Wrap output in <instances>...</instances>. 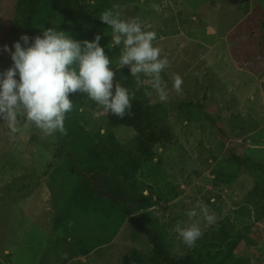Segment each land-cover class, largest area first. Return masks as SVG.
I'll return each instance as SVG.
<instances>
[{
  "label": "rangeland",
  "instance_id": "1",
  "mask_svg": "<svg viewBox=\"0 0 264 264\" xmlns=\"http://www.w3.org/2000/svg\"><path fill=\"white\" fill-rule=\"evenodd\" d=\"M27 6L0 0V72L13 63L4 46L14 51L27 35ZM113 6L157 33L153 44L170 62L168 99L143 75L137 90L125 66L115 80L145 108L134 127L93 119L86 95L71 98L67 135L41 139L31 128L10 141L0 124V264H161L129 217L155 230L174 260L216 254L264 264V0H47L50 17L42 10L38 28L81 41L99 34L115 66L120 49L107 47L111 29L99 19ZM139 139L151 158L140 156ZM198 204L218 221H201L203 236L188 248L175 225Z\"/></svg>",
  "mask_w": 264,
  "mask_h": 264
},
{
  "label": "clouds",
  "instance_id": "2",
  "mask_svg": "<svg viewBox=\"0 0 264 264\" xmlns=\"http://www.w3.org/2000/svg\"><path fill=\"white\" fill-rule=\"evenodd\" d=\"M115 7L105 9L99 18L111 29L107 47L120 49L115 66L100 45L99 34L92 41H81L63 30L43 27L42 35H22L23 46L20 41L14 42V51L4 46L13 63L0 72V124L6 127L10 141L31 128L38 130L41 139L56 133L67 135L65 120L75 108L70 94L86 95L95 103L93 119L131 115L129 90L115 80L116 73L125 66L135 79L137 90L143 75L159 100L167 101L169 91L162 73L170 62L161 55L162 49L153 44L157 33L144 30L137 17L122 18ZM151 7L156 12L161 10L155 3ZM182 85V77L176 74L172 87L177 94L182 92ZM144 95L150 97L152 92L146 90ZM197 208L186 212L188 222L178 221L175 225L177 239L188 248L195 247L203 236L201 221L209 227L218 221L208 206L198 204Z\"/></svg>",
  "mask_w": 264,
  "mask_h": 264
},
{
  "label": "trees",
  "instance_id": "3",
  "mask_svg": "<svg viewBox=\"0 0 264 264\" xmlns=\"http://www.w3.org/2000/svg\"><path fill=\"white\" fill-rule=\"evenodd\" d=\"M46 1L47 0H28V6L24 11L23 27L30 38L36 35H42L40 29L38 28L42 19H44L40 16L42 10L45 9L47 13L45 19L50 17L51 8L48 10L46 9ZM79 95L82 94H70L69 98L71 99ZM131 103V115H125L122 119L114 115L107 116L108 122L112 128L120 126L129 128L134 127L143 119L145 114L144 105L140 101L134 99H131ZM137 149L142 158L149 159L152 157V151L142 139L138 140ZM137 220L138 219L136 217H129L128 224L138 232L142 233L147 243L150 245L152 253L161 264H246L245 261L235 259L232 255L224 258L216 254H209L207 257L203 258L201 256L196 257L194 254L190 253L186 254L181 259L174 260L166 253L162 240L160 239V235L155 230L141 225Z\"/></svg>",
  "mask_w": 264,
  "mask_h": 264
},
{
  "label": "water",
  "instance_id": "4",
  "mask_svg": "<svg viewBox=\"0 0 264 264\" xmlns=\"http://www.w3.org/2000/svg\"><path fill=\"white\" fill-rule=\"evenodd\" d=\"M233 1H236V2H241V1H245V0H233Z\"/></svg>",
  "mask_w": 264,
  "mask_h": 264
}]
</instances>
